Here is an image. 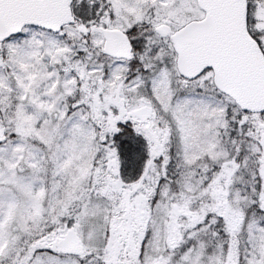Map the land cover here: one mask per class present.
Listing matches in <instances>:
<instances>
[{
    "label": "snow or ice",
    "instance_id": "snow-or-ice-1",
    "mask_svg": "<svg viewBox=\"0 0 264 264\" xmlns=\"http://www.w3.org/2000/svg\"><path fill=\"white\" fill-rule=\"evenodd\" d=\"M0 264H264V0H0Z\"/></svg>",
    "mask_w": 264,
    "mask_h": 264
}]
</instances>
